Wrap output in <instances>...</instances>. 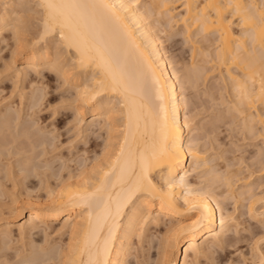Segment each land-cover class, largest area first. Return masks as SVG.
Segmentation results:
<instances>
[{
	"label": "bare ground",
	"instance_id": "1",
	"mask_svg": "<svg viewBox=\"0 0 264 264\" xmlns=\"http://www.w3.org/2000/svg\"><path fill=\"white\" fill-rule=\"evenodd\" d=\"M5 1L8 2L7 5L1 4L4 6L2 8L4 12L0 13V43L6 40L5 32L7 30L13 33L10 36H16L17 41L15 39L14 43L18 45V51H14L17 47L12 46L11 54L17 51V55L22 58L20 67H16L18 69L16 73L22 75V80L27 82L31 92L28 94L25 91L28 94L27 103L25 105L24 102L23 105L25 107L14 104L13 107L16 109L20 107L17 110L6 107L7 104L3 106L2 102L5 101H1L0 98V105L4 107V110L0 111V161L2 158L5 159L7 154L8 156L12 155L9 157L14 159L13 162H10L12 166H15V152L20 155L24 152L27 158L24 155H22L23 159L22 156L20 157L22 161L17 158L22 165L17 163L21 168L15 171H20L19 174L12 170L13 167L10 163L12 169L8 168L9 176L15 174L18 178L21 173L22 180L27 181L32 176L42 174L38 178V182H40V180L43 181L46 177L53 175L55 181L54 187L51 182L47 186V178L44 180L46 184L41 182L43 187L48 188L45 198L43 197L44 201L36 196V202L25 200L26 202L23 201L24 203L19 205V208L17 207L19 218H24L23 222L17 224V232L20 231V237L23 238L22 235H32L34 230L38 232V230L45 231L44 228L50 229L53 223L62 219L58 228L63 229L60 231V235L66 234L63 235L66 238L65 241L60 238L57 239L59 243L51 244L55 241L47 240L50 243L44 241L45 246L41 247L43 244L36 245V249L33 250L30 248L32 247L31 243L33 246L35 245L34 241L23 242L21 248L24 247L23 244L29 246H27L28 251L23 250L25 253L22 254L21 261L19 259L20 264H127L132 251V239L135 235L140 238L145 233L143 222L149 215H151V218L149 217L151 220L148 219L150 223H146L145 230L149 228L148 232H150V229H159V231L160 228L163 229L161 247L166 258L173 256L171 260L167 261V264H192L194 259L191 260L192 253L195 256L203 255L205 251L211 250L212 243L217 245L225 243L227 240L226 231L229 228L228 221L231 218H228L227 213L223 212L222 203L225 202L218 199L222 192L211 188H195L188 179L191 171L195 172L196 168L208 162L205 163L206 160L199 162L202 156L198 144L194 140V142L191 141L190 138L185 139V135L189 137L190 123L195 112L192 115H186L184 110L189 108L188 103L191 106L193 103L191 100L186 102L183 89H188L187 86L193 87L196 82L198 83V79L206 71L203 65L208 63L207 70L209 69V72L210 70L211 72L212 70L217 71L221 79L223 78L225 82L228 81L227 83L234 93L232 95L236 97L232 100L231 106L239 115L241 114L242 120L246 119L247 123L251 120V122L264 123V119H262L264 114L259 111L264 110V108L260 109V107H264V0H182L180 7L182 12H175V7L171 6V3L176 0H31L36 7H39V15H37L39 18L36 19L38 23L36 22V25L34 23L31 31L28 26H25V23L22 25L21 22L19 25L17 22L21 18L17 20L19 15H16L18 14L16 12L21 10L26 1ZM29 2L30 0L27 2L28 5ZM139 2L145 4L139 6ZM8 9L11 12L16 10L14 12L16 14H11L15 19H12L14 22L12 24ZM23 13L21 15L26 16L27 13ZM160 14L166 16L167 21H162ZM28 18V16L24 17L25 21L23 22H26ZM164 23L168 24L165 26L167 29L168 26L171 29L173 24L175 26L179 23L189 41H191V36H194L195 30H199L204 35L203 40L206 39V43L203 42L201 47H197L194 46L196 42L192 40L194 44L192 43L189 62L181 63L179 59L171 60L170 56L166 55V50L161 43L162 38L160 39V33L165 30ZM157 24L158 27H156ZM55 41H58L65 51L62 58L65 59L64 64L61 63L56 52L52 54L50 49ZM3 43H1L2 46H4ZM5 46L1 48H5ZM196 56L200 59L195 60ZM11 61L9 60L7 65H12ZM172 61L176 63L173 64ZM201 64L203 65L201 66ZM7 65L6 62L5 65H2L6 67L0 68L1 74L3 69L11 67ZM176 66H179V71ZM41 67L44 69L46 67L48 72L58 73L59 78L64 77L65 80H70L72 87L69 85L68 87L72 88L73 93L75 92V98L72 96L73 100L70 98V102L78 100L83 104L77 105L76 103L77 111L74 108L75 113L83 112V109L86 108L85 105L90 107L89 123L86 122L87 126L83 127L85 133L90 130L89 133H92L90 136L96 139L105 134L101 140L102 145L98 140L92 141L93 149L99 147V151L95 149L96 154H93L94 156L88 162L82 163L80 168L78 161L81 148L78 149L79 151L77 150L79 156H76L77 151H75L76 153L70 152L77 157L78 161H76V157H73V154L71 156L68 154V158L63 154L67 159L71 157L69 162L74 158L72 162H77V165L72 164V167L78 166V168L73 170L66 168L69 164L67 159L63 160L64 157H60L63 158L61 160L58 158L60 155L58 157L56 155L57 165L54 162L55 159L52 160L54 164L50 161V166L45 163L52 170L49 174L43 173L45 172L44 168L42 173L37 171L39 168L47 167L42 166L46 158H38V149L36 152L35 148L39 145L40 147L43 144L46 145V147H42V155L39 150L40 156H44L51 149L53 152L55 145L52 140L57 138L51 136L52 128H48L53 124L50 126L43 124L45 132L40 130L42 124L40 123V127H38V122L42 120L40 116L39 120L37 119L38 122L34 118L33 120L28 119L30 117H26L28 120L25 119V115L32 116V113V117H34V114L41 110L43 101V106L47 105L45 102L48 101L47 108L51 104L47 97L50 92L45 93L44 91L47 86L44 90V83H42L43 88L40 86V80L47 77L39 75L41 76L39 79L37 75L38 71H42ZM180 70H182V79L177 74V72L180 74ZM55 75H53L54 78ZM207 75L205 74V76ZM42 77L44 78L41 79ZM36 79L39 81V85L35 82ZM34 82L42 89L37 85L33 86ZM30 86H33V90ZM20 88L24 90V84L22 87L20 85ZM19 94L20 92L17 93V95ZM21 96V99L25 97ZM43 97L46 98V101ZM14 102H11L10 105ZM36 107H38V111ZM232 110L234 111V109ZM23 111H25V115ZM189 111H193V109ZM236 111H234L235 114H237ZM50 114L52 115V113ZM247 123L245 122V126L248 127L250 123L249 125ZM45 126H48L47 130ZM48 129L51 131L48 132ZM251 129L252 127L250 131H252ZM97 130L99 132L95 135L94 132ZM244 131L246 132L245 129ZM43 132L46 136L49 133V137H52L51 141L47 139L48 136L43 135ZM46 132L48 133L45 134ZM258 133L264 136V128ZM48 141L52 144L50 142L47 144ZM49 144L51 146H47ZM54 144L56 143L54 142ZM9 145L13 147L11 148ZM45 148L47 149L45 150ZM9 151L10 153H8ZM28 151L32 155H27ZM47 154L46 157H48ZM85 154L81 155L83 161L89 156L85 157ZM35 155L39 159L38 163L35 160ZM7 158V162L3 160L4 164L9 162L10 159ZM49 158L52 159V157ZM23 162L26 163L25 166L22 164ZM61 164L64 165L62 168ZM69 166L71 167V165ZM228 170H225V175H221L222 183L224 182L226 187V194H233V198L236 193L234 194V186L231 185L233 182L230 180L232 177L230 178L229 173L232 175L234 171ZM10 171L14 174L11 175ZM64 171L65 173H63ZM5 177L8 181L16 179H12L14 176L12 178ZM2 178H0V187L3 184L5 186L7 180L4 178L6 179L4 181ZM25 180L22 181L23 183L21 180L17 182L24 185ZM49 186L53 189H50ZM2 193L4 192L2 191ZM30 194L32 193L30 192ZM37 198L40 202L37 201ZM248 207L249 210H252L253 203H249ZM55 225L53 224L52 228H55ZM10 228L9 223L0 225V239L4 233L7 237H2L5 239V241L1 239V242L4 241L2 244L7 245V242L10 241L11 238L7 235L10 234V230H13ZM144 236L148 237L145 234ZM61 240L63 242H60ZM227 242L229 243V240ZM21 248L18 247L17 250L22 251ZM12 253L14 252H11L10 255ZM12 256L8 255L5 258L10 259ZM195 258L197 259V257ZM137 262L136 264L140 263Z\"/></svg>",
	"mask_w": 264,
	"mask_h": 264
},
{
	"label": "rangeland",
	"instance_id": "2",
	"mask_svg": "<svg viewBox=\"0 0 264 264\" xmlns=\"http://www.w3.org/2000/svg\"><path fill=\"white\" fill-rule=\"evenodd\" d=\"M25 1L27 3L29 0H25ZM142 2L138 3L139 6H140V4L141 5L145 4ZM181 3H182V0H176V1H174V3H171V6L173 5V7H175V12H182V9H180V7L182 6ZM1 4L7 5L8 2L5 0H2ZM1 4H0V9H1L0 13L4 12V10L2 11V8L4 6H1ZM25 4L23 5L24 7L25 6H29V7L24 8L22 6L23 9L22 8H21V10L19 9L20 11L16 12V10H15L14 12H16L18 14L11 12V10L8 9V13L10 14V17H11L9 19L11 20V24H12V23H14L12 21L15 20L14 16L12 17V15H14V14L19 15V17L17 16L18 19L15 17L17 20H19L21 18L20 21L16 20L18 22V24L24 25L23 23H25L26 24L25 26H28V29L31 31L33 29L31 27H34L33 26L34 23H35V25L38 23V20L36 21V19L39 18V16L37 17V15H39L38 14L39 13L38 12L39 7L38 6L36 7V5L31 0L29 2V5H28V3L26 5ZM30 4H32V5H30ZM177 5H179V6L177 7ZM36 9H38V10L36 11ZM142 9L144 10V7H142ZM27 10H28V12H27ZM34 10L37 14L34 12ZM21 13H23V14L27 13V14H26V16H24V15H21ZM33 13L35 14V16ZM23 16L25 18H27V16L29 17L28 20L26 19V22H23V21H25ZM33 16H34V18H33ZM159 16L161 17L162 21L163 20L167 21V19H168L166 16L165 17L161 16V14ZM159 16L157 15V17H159ZM162 17H164V18H162ZM29 20H31V21H29ZM33 20H34V22H33ZM30 23L32 24V26ZM167 25L168 24L164 23L163 28ZM173 25H172L171 29H169V26H168L169 30L167 29V27H165L164 28L165 30L164 31L162 30L163 32L160 33V39L162 38L161 43L166 50L165 51L167 53L166 55L168 57L170 56L169 58L171 60L172 59H174V60L179 59V61H181V63H184V61H185V63H186V61L189 62V60L191 58L190 54L192 53L191 47L193 46L192 45L193 41L196 42L195 44L193 43L194 46H197V47L200 46L201 47L202 46L201 44H203V42L206 43V39L203 40L204 35L202 33H200L199 30H195L194 36L193 37L191 36V38H190L191 41H189V39L186 36V33L181 30L182 26L179 23L175 24V26H173ZM156 27H158V24ZM161 27H160V29H161ZM26 29H27V27H26ZM7 32H9V31L7 30L5 32L6 40H8V41H6V40L5 41L7 43L5 41H3L5 43L1 42L4 44V46L7 44L5 46V48H1L4 46H2V44L0 43V48L2 50V51L0 50L1 51L0 52V58H1L0 59V68L2 69L4 67H6V66H2V65H5V62H6V65L9 64V60H12L11 63H12V65L14 64L13 65L14 67L11 64L7 65V66H11L12 68L9 67V69H8V67H7V69H3L2 74L0 72V80H1L0 81V98L2 99L1 101H5V102H2L3 106H4V104H7V105H5L6 107L8 106V107L16 109L15 107H13L15 103L17 104V106L20 105V107H25V106H23L24 102L26 105V103H27L26 98L31 91L29 90L27 82L22 80V77H21L22 75L16 73L18 70L16 67H20V65L22 63V58H21V56H18L16 53L18 51L17 50L18 45L14 43L15 41H17L16 36L14 35L15 36V38H14L13 35L10 36L11 34H13V33H11V31L9 33H7ZM7 37H8V39H7ZM10 37H12L13 39H11ZM201 40H203V41H201ZM12 46L15 48L17 47L16 49H14V51L17 50L16 52L12 51V52H14L13 54L16 53L15 55L11 54V50H13ZM53 46H54V48H52ZM61 46L62 45H60L58 41H55L54 43H52V47L50 49L52 51V54H54L56 52V55L59 56V60H61V63L64 64L65 59L63 60L62 58L65 55V51L63 50V47H61ZM56 50L58 52H60V50H61V52L59 53L60 55L58 54V52ZM11 56H13V57L10 58ZM198 56L200 57V55H198ZM198 56H196L194 59L199 60L200 58H198ZM180 59H182L183 61ZM177 60H175V61H177ZM172 62H173V64L176 63L174 61H172ZM203 64H201V66ZM199 65H200V63H199ZM179 66L178 67L176 66L178 68V71H179ZM203 66H205L206 71H204L203 76L202 75L200 76V79H198V83L196 82L195 86H193V87L187 86L188 89H183V88H185V86H183V88H182L184 91L183 93L186 96V98L184 97L186 102L191 100L193 103L192 106L188 103L189 108H187V110H184L187 113V114L186 113L185 114L186 115H190V114L192 115L193 112H195V114H193L194 118L192 119V121L190 123L191 124V126H190L191 131H190L189 137L185 135V139L190 138L191 141L194 140L196 142V144H198L197 146L199 147V149L201 151V156H202V159L199 160V162H203L205 160H206L205 163L208 162V163L200 165L198 168H196L195 172H194V170L191 171V173L188 176L189 177L188 179H189L190 183L193 184L192 186L195 188H199V187L200 188H211V189H214L218 192H222L221 193L222 196L220 194L218 199L220 201L225 202V203H222L224 206L223 212L225 214L227 213L228 218H231V220L229 219V221H228L229 222L228 223L229 228L226 231V236H225L227 239L226 242L223 243L222 245H219V244L217 245V244L212 243L214 245L211 244V246H210L211 250L209 249L210 250L209 252L205 251L208 255L205 252H204L205 254L204 253H203V255L197 254V256H195L194 253H192L193 257L191 256V260L194 258L192 264H195V262H196V264H264V136H262L261 134L258 133V132H260V130H262V128H264V127H262V126H264V123H260V121H257V122L253 121L254 122L253 123V122H251L252 120L251 121L249 120L251 123L250 122L247 123L246 119L242 120L243 117L242 118L240 117L241 114L239 115V113H237L235 108L231 106L233 103L232 100H234L236 97L233 96L234 93H233L232 89L230 88L229 83H227L228 81L225 82L223 78L221 79V77L217 71L214 72L212 70V72H213L212 73L210 70V72H209V69L207 70V68H209L208 63L204 64ZM41 68H42V71L41 70L40 71L42 74L40 73V71H38L39 74H37V75L38 76L39 75H43V76L45 75V77H47V78L43 79L44 77H42L41 79H43V80H40L41 84L40 83L39 84H40V86H42V83H44V88L42 86L43 90L45 89V86H47L44 91H45V93L50 92V93H48V96H47V94H46V96L50 99L49 103H51V104L49 105V108H47L48 101H47V103L45 102V104H47V105H45L46 106L45 107V106H43L44 101L40 100V101H43L41 103L42 108H41V110H39V112L34 114L35 115L34 117H32L33 113H32V116H27V115H25L26 114L25 111H23L24 112L23 114L25 115L26 120H28V119L33 120V118H34V120L36 121L37 119L39 120V118L41 117V119H42V120H40L41 122H38V120H37L39 126L37 124L36 125L38 127H40V123H42L40 130H42L44 132H45V129H44L43 124L49 125V126H50V124H53V125L55 124L54 126L52 125L50 127H48V126H45V127H46V130H47V127L50 129L52 128V131L50 129H48V132L51 131V133H52V134L50 133L51 136L52 137L55 136L57 138H55V140L54 139L52 140L53 145H55L54 147L52 146L53 152H52V149L50 152L45 151L48 153V154L46 153L48 157L45 156L46 154L44 156H40V153H38L39 150H40V152H42V147H46L45 144H43L45 146L42 145L41 147L39 145L37 148H35V151L37 152V149H38V152H37V154H39L38 158H41V157L46 158V159H44L45 162L42 164V166L47 167V164H48V166H50L49 165V164H51L50 161L55 159L54 160V162H55L60 157H64V156L67 157L68 154H70L68 156H71V154L76 153L75 151H77L79 148H81L83 151H85V153L87 155L85 153H83L82 150L80 152L79 151L80 149H79L78 151L80 153V156L81 155L84 156L83 154H85V157H87L88 155L89 156L87 158L84 157L86 160L83 161V157L81 156L82 157L81 158L78 155V151H77L76 156H79V158H80L78 161L77 157L73 154V157H76L75 158V159H77L76 161L79 162L78 166L80 168L82 163L88 162L89 159L92 158V156H94L93 154H96L95 153V152H97L96 150L99 151V147H95L96 150L93 149V147L91 145L93 143L92 141L98 140L101 143V140H103V138L105 137V134H102L101 136L98 137L99 139H96V138H93L92 136H90V135H92V133H89V132H91L90 130L86 131V133H85L83 127L85 128L87 126L86 122H88L90 120V113H91L90 107L88 105H85L86 108H84V106H83V108H84L83 112H79V113L77 112L78 113V115H77V113H75L74 110L76 109V111H77V108H76L77 105H81L82 103L78 100L73 101L74 103L72 101L70 102V98L72 96L74 97V94H75V92L73 93V91L71 90L72 86L70 84V80H67V79L65 80L64 77H62L63 79L59 78L60 75L58 73H55L52 71L48 72V70L46 71V69H47L46 67H45V69H44V67H41ZM1 69H0V71H1ZM53 73H55L56 75ZM16 74H18L20 76H18ZM177 74L181 78L182 77L181 76L182 70H180V74L178 72H177ZM205 74L206 75L208 74V75L205 76ZM53 75H55L56 77L54 78ZM40 77L41 76H39V79H40ZM37 79L35 82L38 84L39 81H37ZM58 79H60V80H58ZM55 80H57L58 82ZM62 80H65V81L63 82ZM20 81L22 83L25 82V83H23L24 84V90H23V88L22 89L20 88V85H21V87L23 85ZM35 82H34L33 86L37 85V84H35ZM45 82H46V84H45ZM47 83H48V85L50 84L51 87L49 85V88H48ZM38 85H37V87L42 89ZM68 85L71 87H68ZM185 85H187V84H185ZM33 86L32 87L30 86L31 90H33L32 89ZM25 91H27L28 94ZM19 92L22 96L20 94L17 95V93H19ZM4 95H5V97H3ZM18 96H19V98H18ZM20 96L24 97V98L21 99ZM46 96H44V97H46ZM44 97H43V99H44ZM3 98H6V99H3ZM19 99H20V101L21 100L22 101L19 102L18 101ZM24 99H25V101H24ZM71 99L73 100V98H71ZM7 100H9V101L7 102ZM13 100L14 101L16 100V101L14 102ZM44 100L46 101V98ZM10 101L14 102V103L10 105V103H11ZM18 102L21 104L23 103V104L21 105ZM76 103H77V105H76ZM51 105H52V107H51ZM72 105H74V106H72ZM1 106L2 105H0V111L4 110V107L3 106L1 107ZM230 106L232 107V109H234V111H236V113L238 115L234 113V111L231 109ZM258 106L260 107V105H258ZM20 107H18V108H20ZM37 108L38 107H36V110H37ZM262 108H264V107H260V109H262ZM23 109L26 110V108H23ZM39 109H40V107H39ZM188 109L189 110L193 109V111H189ZM259 111H261L262 114H264V110H259ZM34 112H36V111H34ZM50 113H52V115ZM37 114H39V115L37 116ZM24 115H22V116L24 117ZM235 115L237 116V118ZM26 117H30V118L27 119ZM35 117H36V119H35ZM262 119H264V116H262ZM42 121L45 123H43ZM245 122L247 123V125H249V123H250V125L248 127H250V128L252 127V129H251L252 131H250V128L248 129V127L245 126ZM251 124H253V125L256 124V125L251 126ZM54 129H56V130L54 131ZM244 129L246 130V132L247 131L248 132L246 133L244 131ZM40 130H39V132L41 133ZM44 132H43V135H44ZM48 132H46L45 134H47ZM98 132H99L98 130L96 132H94L95 135H97ZM48 134H47V136L49 137ZM87 135H89V136H87ZM44 136H46V135H44ZM52 137L51 138L49 137L47 139H49L51 141ZM50 141H48L47 144ZM52 142H50V143L52 144ZM54 142L56 144H54ZM101 145H102V143H101ZM10 146L11 145H9V147ZM47 146H51V145L49 144ZM9 147L7 146V148H9ZM12 147L13 146H11V148ZM83 148H85V149H83ZM10 149H8V150H10ZM46 149L47 148H45V150ZM48 149H50V147H48ZM86 149L87 150L90 149V150L87 151ZM100 149H101V146H100ZM94 150H95V152H94ZM15 151H16V149H15ZM70 152H73V153H70ZM5 153H7V152H5ZM8 153H10V151ZM11 153H12V151H11ZM30 153L31 152H29L28 154L27 153H25V154L32 155V153L31 154ZM12 154H14V153H12ZM15 154H16V159H15L16 161L14 160V163L16 162V165L19 164L20 166H22L21 165L22 160L20 159V157L22 155H24V152H23V154L21 153V155L18 152L17 153L15 152ZM17 154H19V155H17ZM42 154H43V152L41 153V155ZM63 154H64V156H63ZM56 155H57V157L59 155L60 156L58 158H56ZM9 156H12V155H9ZM9 156H8V154L6 156V158L8 157L7 159H10L9 162L7 163L8 165L4 164L3 160L6 161L5 157H4L5 159L2 158V161H0V163H1L0 165H2L0 169H2V167H4V169L1 170L2 174L0 172V174H1L0 178L3 177L2 179L5 181L7 179L5 176H8V178L9 177L12 178L14 176L12 179L16 178L13 181H15L17 184L13 181H8V179H7L5 181L6 182L5 183L6 187H5V186H3L4 184L1 182V184H3V185H1L0 189H3V190H0V225H3V223L4 224L9 223L10 227L13 228V230H10L9 231L10 234H7V235H9L8 237H10L12 239L11 240L9 238L10 241L7 242V245L4 243H3L4 245L2 244V242L5 241V239H3L2 237H4L6 235V233H4V232H3L4 234L1 233L3 235L1 237V239H3L4 241L1 242V239H0V242H1L0 243V264H20L22 254L25 253V251L23 252V250H27V248H28L27 246H29V245L23 244L24 247L21 248V244L23 242L25 243V241H26V243H27V240L29 242L34 241L33 243L35 245L33 246V244L31 243L32 247L31 248L29 247L31 250H33V249H36V245L40 246L43 244L41 247L45 246L46 243L44 245V241L48 242L47 240H50V242L55 241L51 244L59 243V242H57V239L59 240L60 238L61 239L63 238V241H65L66 238L64 236L66 234L60 235V231L63 230L61 228H58V227H60L59 225L62 223V219H61V220H59V222L53 223L54 225L56 224L55 228H52V226H53V224H52V226H50L51 227L50 229L49 228L46 229V228L42 227L45 229V231L37 229L38 232H35V230H34L32 232V235L26 234L25 235L26 237L24 235H22L23 238L25 237L24 239L20 237L21 233L19 234L20 231L17 232L18 230L16 227L18 226L17 225L18 223L20 224L21 222H23L24 218L23 217L19 218V215L17 214V212H18L17 209L21 206V204L24 203L23 201H25V200H30L29 202L34 200L36 202V200H35L36 196L41 201H44V198H45V195L47 194L48 188L46 186L43 187V183L45 182L44 184H46V181H47V186H48V184H50V182L53 185V183L55 181H54V177H52L53 175L52 176L50 175L48 178L46 177L47 178L46 181H44L46 179L45 178L43 181L40 180V182H38L39 181L38 178L41 177L42 174L41 175L37 174V176H34V177L32 176V178H28L27 181L25 179H23V180H25L24 182H26V183L24 185H22L23 180H22L21 173H20V175H18V178L16 177V175L14 173H13L14 175L12 174V172H13L12 170H14V172L16 173L17 171H15V170H18L21 167L19 165L17 167H15L16 165L12 166L11 162H13L14 158L13 157L10 158ZM30 157H32V156H30ZM49 157H52V159ZM66 157H64V159L63 158L62 159L65 160ZM17 158L20 159L21 161L19 160L20 162H18ZM21 158L23 159L24 157L22 156ZM25 158H27V156H25ZM35 158L34 159L38 163L39 159H37V156ZM47 158L51 159V160H48ZM70 158L71 157H69V159ZM41 159H43V158H41ZM69 159H67L68 162H69ZM61 160H60V162H61ZM72 160H74V158ZM72 160H71V162H69V164L66 161V163L68 165L66 163L64 164L65 166L67 165L66 168L71 169V170L78 168V166L75 167L77 165V162L73 163L74 161L72 162ZM40 161L42 162V160H40ZM54 162L52 161L53 164H54ZM45 163H47V164H45ZM56 163L57 162H55V164ZM9 164L13 167V169ZM22 164L25 166L26 163L23 162ZM58 164H59V162H58ZM72 164H74V165L76 164L74 166L75 168L72 167L73 166ZM3 165H5V166H3ZM6 165H7V167H6ZM64 165L61 164V168ZM69 165H71V167ZM8 168L12 169V170L10 169L12 171V172L11 171L10 172H11V175H13V176L8 175V174H10L7 172ZM43 168L45 169L44 170L45 172H43L45 174L46 173L49 174L52 171L48 167L47 168L42 167V169L39 168V169H37V171H39V173H42L41 171L43 170ZM68 169H67V172H68ZM212 169H214V170H212ZM227 169H229L228 171H230V170L234 171V173H232V175H231V173H229V174H230V178L232 177V179H230V180H232L231 182H233V183H231V185L233 184V186H234V187L233 186L232 187L234 188L233 189L234 194L236 193L235 194L236 196L234 195L235 198L234 197L232 198L233 194H230V195L226 194L227 193L225 191L226 187L224 185V182L222 183V181H223L222 176L226 174L225 170L227 171ZM46 170H47V172H46ZM65 171L63 173H65ZM19 172H17L16 174H19ZM46 176H48V175H46ZM50 177L53 180H51ZM4 178H6V179H4ZM42 178H44V177L42 176ZM18 180L19 181L21 180V182H22V183L20 182L21 185H20V183L18 184V182H17ZM234 180H235V182H234ZM11 182H13L14 184ZM41 182H43V183H41ZM39 183H41V184H39ZM52 185H50V186H52ZM53 187H54V185H53ZM44 188H45V190H44ZM50 189H53V188L50 187ZM2 191L4 193H2ZM233 191H232V193H233ZM30 192L32 194H30ZM27 193H29L30 196L27 195ZM237 193H238V195H237ZM29 197H30V199H29ZM38 198H37V201H38ZM11 199H12V201H11ZM38 202H40V201H38ZM249 203H253V209H252L253 211L248 209ZM15 212H16V214H15ZM150 216L151 215H149V217ZM229 216H232V217H229ZM149 217H146L147 219L145 218L144 219L145 222H143L144 223L143 227H144V231H145L144 234L148 237L145 238L144 234H142V236H140V238L137 235H135L137 237H135V236L133 237L134 239H132L133 244H132V248H131V250H132L131 255H130L131 257L130 256H129L130 258L128 257L129 260H127L128 261L127 264H134V263L136 264L137 261L140 262V263L137 262L138 264H167V261H169L173 258V256L169 257L170 259L166 258L165 257L166 255L163 252V248L161 247L162 246L161 245L162 244L161 237H162V233H163L162 230L163 229L160 228V231H159V229L158 230H154V229L151 230L150 229V232H148L149 228L146 229L147 231L145 230V228H147V227H145V226H147L146 223L147 222L150 223L149 220H151L150 219L151 217L150 218ZM11 224H12V226H11ZM57 228L59 229V231ZM142 230L143 229H141V232H143ZM27 235H29V236H27ZM59 236H61V237H59ZM228 240H229V243L227 242ZM63 241L61 240L60 242H63ZM50 242H48V243H50ZM25 245H26V247H25ZM18 247L21 248L22 251L20 249L17 250ZM23 248H25V249H23ZM37 250H38V248H37ZM3 251H4V253H2ZM18 251H19V253H18ZM11 252H14V253H12V255L14 254L15 257H14V255L13 256L10 255ZM5 254H7L6 256H8V255L12 256L13 260H12V257L10 258L11 261L8 257L5 258L6 256L5 257L3 256ZM195 257H197V259ZM260 257H261V260H260ZM19 259H20V261H19ZM135 259H136V261H135Z\"/></svg>",
	"mask_w": 264,
	"mask_h": 264
}]
</instances>
